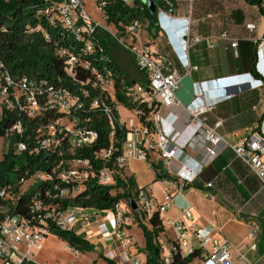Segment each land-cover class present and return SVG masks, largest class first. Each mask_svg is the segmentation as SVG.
Listing matches in <instances>:
<instances>
[{"label": "built area", "instance_id": "built-area-1", "mask_svg": "<svg viewBox=\"0 0 264 264\" xmlns=\"http://www.w3.org/2000/svg\"><path fill=\"white\" fill-rule=\"evenodd\" d=\"M121 1L128 7L135 3V0ZM149 1L154 4L156 26H161L163 22L185 23L181 30V62L186 75L190 69H197L190 66L186 53L192 42L196 44L202 39L198 36L190 37V20L178 17L175 0ZM108 3V0H95V9L101 21L86 10L84 0L52 3L43 11L48 16L49 23L60 26L75 45L60 47L56 51L64 61V71L70 86L56 85L47 79H31L27 76L14 78L0 59V115L12 110L21 111L32 119L56 115L37 130L32 147L24 141L15 145L16 155L27 151L30 155L55 156L53 161H45L48 164L47 170L37 171L29 180L20 181L18 194H25L41 183L54 182L53 190L57 193L52 196L47 191L46 197L66 200L76 197L89 181L93 180L103 186L114 184L116 168L124 169L132 160L144 162L155 176L162 168L168 173L170 162L175 160L180 163V168L171 176L174 180H162V183L175 188V192L167 190L163 203L159 206L153 203L144 189H140L136 197L138 207L148 216L158 212L161 218L174 197L182 196L184 187L193 183L197 175V170L190 167L189 160L185 159V150L189 148L200 155L195 164L201 167L225 147H230L248 165L264 189V132L257 131L239 144L230 145L220 133L222 121L209 124L206 117L222 99H231L240 93L256 89L263 82L250 75H243L237 77L243 78L244 82L239 89H226L223 92L216 89L212 99L196 95L185 107L188 120L181 129L174 128L164 112L180 106L178 92L183 76L176 71L172 59L140 40L144 26L142 21L133 20L123 33L108 25ZM262 11L264 13V4ZM246 28L253 31L255 25L248 24ZM100 35L109 36L132 55L138 70L145 77V84L126 82L122 74L116 71L113 65L115 62H111L110 55L103 52ZM45 38L48 39V36ZM219 39L229 42V47L237 55V40L229 38L226 33L221 34ZM208 44L216 46L212 41H208ZM262 46L261 43L258 48L261 50ZM117 93L123 95L131 107L120 103ZM121 108L132 113L138 120V125L133 120L130 125L123 122ZM95 117H102L108 123L110 146L95 151L93 160L75 157V153L93 149L98 144L100 134L93 125ZM116 128L126 129L120 148L113 145ZM23 133L24 127L18 121L11 126L4 139L10 140L11 136ZM66 155L71 158H65ZM159 164L161 169L157 167ZM27 182L31 184L23 189ZM211 186L210 184L209 187ZM18 194L0 189V198L10 206L17 204ZM31 200L28 216L8 214V209L1 211L4 218L0 221V264H34L35 254L42 250L44 238L51 234L52 226L83 235L116 264H147L126 228L127 217L120 204L111 210H97L77 205L66 208L48 205L38 199V195H33ZM192 221V211L187 208L183 211L182 220L173 224L177 237L172 249L178 248L183 257H188L194 248L199 249L202 259L193 264H233L232 246L213 240ZM188 222L192 224L187 225ZM252 227L255 235L259 227L256 223H252ZM171 250L163 255L165 264L173 262ZM245 263L246 259L241 256L239 264Z\"/></svg>", "mask_w": 264, "mask_h": 264}, {"label": "crops", "instance_id": "crops-1", "mask_svg": "<svg viewBox=\"0 0 264 264\" xmlns=\"http://www.w3.org/2000/svg\"><path fill=\"white\" fill-rule=\"evenodd\" d=\"M257 1L260 5L249 4L246 0H175L178 17L190 20V37L202 39L196 44L192 42L187 50L190 66L197 68L190 69L187 75L180 58L181 30L185 23L163 22L150 31V44L154 50L172 59L176 71L183 76L178 92L180 106L164 112L174 128L181 129L188 120L185 107L196 95L212 99L216 89L223 92L243 87V78L237 77L250 75L262 81L263 85L231 99H222L206 117L209 124L222 121L220 133L230 145L239 144L257 131L264 132V0ZM248 24H254L255 29L248 30ZM223 33L238 41L237 55L229 47V42L219 39ZM107 41L110 55L111 50L115 52L114 46H120L111 38ZM208 41L216 46H210ZM119 49L121 52L117 54L121 56L123 51L121 47ZM112 60L120 69L124 66ZM185 155L189 166L197 170V175L193 183L186 185L182 196L174 197L161 216L165 232L159 241L163 251L171 250L176 243L173 224L181 221L183 211L190 208L194 224L203 228L213 240L232 246L233 264H239L241 256L246 259L245 264H264V189L259 178L230 147L222 149L201 167L195 164L200 155L189 148L185 150ZM179 168V162L171 161L169 175L174 176ZM124 173L135 178L138 188L148 191L156 206L162 204L167 190H175L162 181H156L153 171L142 161L132 160ZM130 220L127 217V230L137 243L133 228L138 232L140 230ZM252 223L259 227L255 235ZM142 242L139 245L144 247V240ZM208 248H211L210 244ZM94 250L97 249L94 247Z\"/></svg>", "mask_w": 264, "mask_h": 264}, {"label": "trees", "instance_id": "trees-1", "mask_svg": "<svg viewBox=\"0 0 264 264\" xmlns=\"http://www.w3.org/2000/svg\"><path fill=\"white\" fill-rule=\"evenodd\" d=\"M63 1L0 0V59L14 78L27 76L31 79H47L56 85L70 86V81L64 71V61L57 55L56 51L60 47L75 45L60 26H53L49 23L48 16L43 12L52 3ZM108 1L106 22L119 32L123 33L125 27L135 19L147 24L149 31L156 29V16L145 1L135 0L132 7L124 5L121 0ZM246 2L260 5L257 0H246ZM45 36H48V39ZM108 39L109 36L106 35H100L99 37L103 52L107 54ZM110 60L112 62L111 57ZM113 65L128 84L138 82V80H129L128 75L116 63ZM142 82L143 84L146 83L145 77H143ZM117 99L124 106L131 107V104L120 93H117ZM55 117L56 115L52 114L43 118L32 119L21 111H5L0 115V140L6 138V133L11 126L20 121L24 127V133L11 136V145L15 146L18 142L24 141L29 147H32L37 136V130ZM93 125L100 134L98 144L93 149L75 153V157L93 160L95 151L110 146V127L108 123L102 117H95ZM125 136V128L122 130L116 128L113 139L114 147L120 148ZM65 158H71V156L66 155ZM54 159L55 156L30 155L27 151L21 155H16L14 150H11L8 155L2 159L0 158V189H6L17 195L21 180H29L37 171L47 170L48 164L45 161L51 162ZM157 167L161 169L160 164ZM124 171L125 168L119 170L116 168L114 184L103 186L92 180L87 182L85 189L76 197L66 200L48 199L46 197L47 191H50L52 196L57 193L53 190L54 182H44L33 189H29L25 194H18L19 201L15 206H10L7 201L0 198V221L4 218L1 211L6 209H8V214L30 215L33 195H38V199L48 205H57L62 208L77 205L97 210H111L120 204L122 200H127L128 196L136 201L140 188H138L135 178L126 176ZM162 180L173 181L174 178L162 168L156 176V181ZM57 184L63 187L60 182H57ZM118 190H122V192H118ZM113 192L116 193L113 194ZM132 215L133 223L144 237V248L141 252H138L144 256L147 264H165L163 249L159 241L165 229L159 213L153 212L148 216L144 212L140 216L137 210H132ZM145 219L148 220L147 224ZM51 235H56L74 252L88 253L94 251V246L83 235L76 234L74 231L52 226ZM171 254L173 257L171 264H193L202 259V253L197 248H194L188 257H183L178 248L172 249ZM103 261L107 264H115L114 261L106 257H103Z\"/></svg>", "mask_w": 264, "mask_h": 264}, {"label": "rangeland", "instance_id": "rangeland-1", "mask_svg": "<svg viewBox=\"0 0 264 264\" xmlns=\"http://www.w3.org/2000/svg\"><path fill=\"white\" fill-rule=\"evenodd\" d=\"M84 5L86 10L93 15L94 18L101 19L99 18V15L95 9V0H84ZM150 31L148 29V25L144 24L142 31L140 33V40L143 43H149L150 44ZM109 43V42H108ZM120 48V47H119ZM114 46L115 52L111 50L109 53L111 57L118 62V64H123L121 70L125 72L129 80H136L139 77L138 82L143 83V74L137 69L134 58L132 55L124 50L121 49L123 52L121 53V56H118L117 53H119L120 49ZM117 49V52H116ZM121 52V51H120ZM120 68V67H119ZM121 118L123 122H125L127 125H130V122L133 120L135 122V125H138V120L136 117L130 113L127 110H124L121 108L120 110ZM11 150H14V153L16 152L15 146L11 145V141L7 139L0 140V158L2 159L4 156L8 155ZM141 167H144L143 164H140ZM31 184V182H27L24 186L23 189H27L28 186ZM146 190L145 188H141ZM147 191V190H146ZM118 192H122V190H118ZM148 192V191H147ZM116 192H113L115 194ZM137 203V201H136ZM163 203V202H162ZM123 205V209L125 210V216L130 218L133 222V215H132V210L129 207L128 204V199L127 200H122L120 205ZM138 213L139 215H143L144 211L141 209V207H138ZM130 220V222H131ZM148 220L145 219V223L147 224ZM129 223V222H128ZM126 228H129V224H127ZM134 238L136 239V248L139 252L142 251L144 247H142L139 244H142V240H144L142 232H138L136 229H134ZM165 252L163 251V255ZM104 254L100 249L94 250L92 252L88 253H79V252H74L71 249H69L66 244L59 239L56 235H48L47 237L44 238L43 241V248L41 251L37 252L34 257V264H107L106 262L103 261Z\"/></svg>", "mask_w": 264, "mask_h": 264}, {"label": "water", "instance_id": "water-1", "mask_svg": "<svg viewBox=\"0 0 264 264\" xmlns=\"http://www.w3.org/2000/svg\"><path fill=\"white\" fill-rule=\"evenodd\" d=\"M144 1L145 2L147 1V5L149 6V8L151 9L152 13L154 14L155 8H154L153 2L149 1V0H144ZM128 204H129L131 210H133V211L138 210V205H137L136 201L131 196H128Z\"/></svg>", "mask_w": 264, "mask_h": 264}]
</instances>
